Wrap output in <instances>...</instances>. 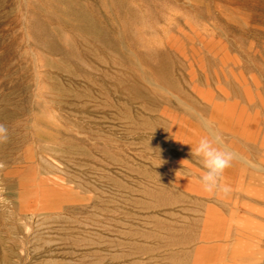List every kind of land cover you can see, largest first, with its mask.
Here are the masks:
<instances>
[{
    "label": "rangeland",
    "instance_id": "rangeland-1",
    "mask_svg": "<svg viewBox=\"0 0 264 264\" xmlns=\"http://www.w3.org/2000/svg\"><path fill=\"white\" fill-rule=\"evenodd\" d=\"M0 124V264H264V0H0Z\"/></svg>",
    "mask_w": 264,
    "mask_h": 264
},
{
    "label": "clouds",
    "instance_id": "clouds-1",
    "mask_svg": "<svg viewBox=\"0 0 264 264\" xmlns=\"http://www.w3.org/2000/svg\"><path fill=\"white\" fill-rule=\"evenodd\" d=\"M8 139V129L0 124V143ZM217 141L203 137L191 148V156L196 158L203 169V175L199 177L203 189L212 192L218 186L224 171L231 166L233 155L216 146ZM2 167V165H0Z\"/></svg>",
    "mask_w": 264,
    "mask_h": 264
},
{
    "label": "bare ground",
    "instance_id": "bare-ground-1",
    "mask_svg": "<svg viewBox=\"0 0 264 264\" xmlns=\"http://www.w3.org/2000/svg\"><path fill=\"white\" fill-rule=\"evenodd\" d=\"M227 67V66H226ZM234 70V69H233ZM242 94V93H241ZM254 104V103H253ZM240 141V140H239ZM243 142V141H242ZM258 142V141H257ZM257 144V143H256ZM256 149L258 148V150L262 151V155L264 156V139L256 145ZM229 149V148H228ZM251 155V154H250ZM254 167V166H253ZM260 167V166H259ZM251 168V167H250ZM239 169V168H238ZM264 169V168H263ZM255 170V169H254ZM243 169H241V173H240V176L238 178V182L237 184L234 186L235 187V191L243 196V197H249V198H252V197H255V198H263L264 199V196L260 194V190H257L255 189V187H251V189H247V186H244V182H243V176H244V173H243ZM255 177V176H254ZM249 178V177H248ZM261 179V178H259ZM227 182V181H226ZM232 205L235 208H237V210H246L248 212L250 211H254V207H252L251 205L249 204H246L245 202H242L241 204H239L238 206H236V201H233L232 202ZM233 209V208H232ZM242 212V211H241ZM245 212V211H243ZM227 222V221H226ZM234 223V222H233ZM231 225L229 223H225V228L227 231L230 230V227ZM232 231V230H231Z\"/></svg>",
    "mask_w": 264,
    "mask_h": 264
}]
</instances>
